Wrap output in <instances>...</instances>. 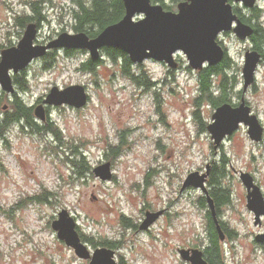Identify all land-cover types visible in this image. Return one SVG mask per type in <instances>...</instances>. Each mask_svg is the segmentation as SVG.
<instances>
[{"label":"rangeland","instance_id":"374dc122","mask_svg":"<svg viewBox=\"0 0 264 264\" xmlns=\"http://www.w3.org/2000/svg\"><path fill=\"white\" fill-rule=\"evenodd\" d=\"M36 1L0 0V44L11 43L18 35H23L25 24L20 28L14 21L24 16L36 17L31 6L24 5ZM52 1L53 6L48 4L39 8L38 13L48 20L40 25L33 43L40 40L42 31L51 33L49 41L62 31L75 32L71 22L74 1ZM159 2L168 5L172 0L153 1ZM173 4L175 6L176 2ZM259 19L264 20V14H260ZM30 21L35 22L34 18ZM102 50V61L94 73L75 67L79 54L87 51L77 50L61 57L55 49L54 54L44 56L45 63L41 68L34 69V79L17 75L25 77L26 91L22 95L24 99L27 97L26 102L36 97L32 119L37 126L24 121L19 134L15 133L14 124L0 128V141H3L0 150V264H87V260L79 259L57 238L50 225L57 217L52 215L54 209L56 213L67 209L77 222V230L85 236L119 240V247L114 249L115 257L125 264H190L180 258L177 248L202 249V243L205 244L203 212L197 201L192 210L183 199L177 198V183L189 171L184 145L192 139L194 128L199 129L197 140L208 148L204 121L211 117L214 107L204 99L198 107L195 101L184 103V93L179 87L182 62L187 61L184 55L180 56V66L172 70L163 90L153 94L154 84L145 87L123 76L118 60L111 59L112 68L108 69ZM144 68L149 70L147 64ZM258 70L255 76L257 88L244 96L252 112L264 123V69L259 67ZM17 76H13L16 92L19 90L15 84ZM87 76L92 82L86 86ZM52 78L58 88L62 82L63 86L83 84L89 94L86 105L74 108L64 104H44L45 119H38L34 107L43 104L50 89L47 81ZM12 94L0 92V112L4 113V119L12 110ZM229 98L231 101L236 99L230 91ZM189 108L192 109L190 112ZM196 108H199L202 123L194 119ZM53 109L58 118L52 123L60 130L61 140L41 128L53 121ZM156 115H159L158 124L152 118ZM130 121H135L134 128L128 127ZM160 127L163 128L162 135L153 142L151 134ZM242 129L247 128L240 126L224 142L223 148H212L214 153L222 154L223 183L229 182V201L222 205L219 217L229 229L237 232L235 239L222 245L223 260L224 264H264V244L252 241L257 233L264 232V217L260 225L254 223V212L246 206L247 192L239 176L240 172L249 173L264 196V140L255 142L248 135L243 136ZM49 134L52 142H47ZM114 139L119 140L122 152L106 158L105 151ZM70 150L83 152L90 169L110 161L112 178L100 180L92 171L78 175L70 168L68 160L76 157ZM205 166L202 165L199 171L204 172ZM191 167L195 168V165ZM161 170L170 173L167 192L157 183ZM137 177H142V181ZM189 188L193 187L184 191ZM40 193L44 194L43 200L30 199ZM142 201L144 207L137 211ZM159 209H164V215L148 230H139L145 211ZM245 230L247 235L243 234ZM116 233L120 234V239L112 238ZM88 246L93 249L92 245Z\"/></svg>","mask_w":264,"mask_h":264},{"label":"water","instance_id":"95a60500","mask_svg":"<svg viewBox=\"0 0 264 264\" xmlns=\"http://www.w3.org/2000/svg\"><path fill=\"white\" fill-rule=\"evenodd\" d=\"M125 13L123 17L118 20L117 22H114L112 24H109L105 26L100 32H98L95 36H89L84 31H77L78 35L77 37H69L67 34H71L73 32H66L62 31L59 34H63L60 37V41L58 43H65L69 45L66 50H85L88 52V47H84L83 49L80 48L79 44L83 43L86 39H92L97 36H102L99 41L96 43H100L105 41L107 39V42L116 46L113 48H122L126 51H129L132 53L133 59H139L144 53L143 49L144 47H150L152 48V54L153 56L157 58H167L168 53L171 49L181 46L184 47L188 53L190 58L193 60V64H197L198 59L203 56H209L210 58H216L218 56V53L214 49L213 46L210 44L209 39V33L214 31L215 28L220 26H227V20L225 18L224 12L220 9L219 5L215 3V0H196V3L192 6L190 9H186L183 5H181V15L179 17H163L160 15V13H172L175 14L176 12L166 10L160 3H153L151 1V7L152 8H158L160 12L158 13V10H148L149 15L144 11H134L138 10V8L143 7V0H131L130 4L126 2V0H122ZM246 7H251L249 5H246ZM137 15H141V17H136ZM147 19L146 21H142ZM236 21L237 26V19H233ZM230 21V27L232 21ZM140 22V24H139ZM139 24V25H138ZM240 25H243L242 28L239 29V32L241 35H244V38L250 37L254 29L252 26L248 24H244L241 21H239ZM117 25H120L116 28ZM135 25V26H131ZM36 25L34 23H29L24 33H26L25 39L21 42V51L17 52L16 50H9L6 51L5 56L6 59L9 61L10 65L15 67H22L23 64L26 62L27 58L30 55L37 54L42 52V49H32L28 47V41L30 38L31 43L33 46H36L37 44H34V38L36 36ZM23 33V34H24ZM56 37L52 38L55 39ZM50 41H48L45 44H41V47H45V51L47 52L48 49L46 45H48ZM106 47L111 46H102L97 45L95 47V52L97 53V56L95 58H90L92 61H98L101 59L100 50ZM181 51L183 55L185 56V59L187 60V54L183 51L181 48L174 49L169 55L172 61L173 69L178 67V62L176 61L175 54ZM252 56L245 55L244 59L246 64H248L251 68V75L252 79L247 83L246 88L254 81V71L256 66L258 65L260 61V53L257 50H253ZM130 59V58H129ZM146 59H152V57H145ZM132 62V60L130 59ZM217 63H213L212 65H215ZM194 70H198L196 68H192ZM12 69H8L10 72ZM0 79H3L5 83V89L4 91L8 93H14V85L12 76H9L8 78L6 75L3 74V71L0 70ZM57 87V86H56ZM66 87H71L70 89L66 90V94H60L59 98L55 99L56 103H59L60 100H65L68 103H61L59 105H68L74 108H81L88 102L89 94L87 92L86 87L83 84H71ZM58 88V87H57ZM245 88V89H246ZM50 89L48 93L45 95V97L42 100L43 104H39L34 107V115L41 120L45 119V105H55L59 106L57 104H52L47 102V96L49 95ZM58 94L56 93L55 89H53L52 94L49 96V101H52ZM242 103L244 106L248 109V115L255 116V124L259 126L261 129V132L259 136L257 135V129L252 124H246L244 120H238L236 122V126L231 129V131H225L222 135H220L219 140H216L214 137L212 138L213 148L217 149L219 144L221 143V140L227 136L231 135L238 127L240 123H243L248 127V129H251V131L248 132V136L250 139L254 141H260L262 134H263V126L261 125L258 117L256 114L251 113V108L245 103L244 99L242 100ZM225 104H230L228 102H224L217 106L214 110V112L218 109V119L222 118L223 122L225 124L229 123L232 119V116L234 114L229 113L227 111V108H222ZM37 107L43 109L41 112L40 109H37ZM37 109V111H36ZM213 112V113H214ZM212 113V115H213ZM211 115V116H212ZM210 166L206 164L205 171L204 172H197V175H202V178L197 181L193 176L189 177V180L191 181L188 185H181V189H185L188 187H199L202 192L205 193V196L207 198L208 202V209L213 217L214 224L216 227V231L219 235V238L222 240L224 239V234L222 232L220 223L216 216V210L214 207V203L212 198L208 194V189L206 186V179L209 175ZM93 175L95 177H98L100 180H110L112 178V170H111V164L110 161H104L96 166H94L91 169ZM240 179L243 182L246 192H247V208L254 212V218H255V224L260 223L261 216H264V200H262V192L260 191V188L257 184L253 182L252 176H250L247 172H240ZM186 178V177H185ZM184 178V179H185ZM193 179V181H192ZM249 193H252L253 195L251 198L249 197ZM164 212V209H159L156 211H149L146 210L144 213V217L140 221L138 225L139 230H148V228L162 215ZM59 214H61V221L57 223L56 221L59 219ZM51 228L55 231V234L57 238L60 241H63V243L71 248L74 252V254L79 258L83 260H87V264H89V258L94 256L96 254V258L94 259L93 264H103V258H107L110 256L111 253V260L112 264H120L119 261L115 257V250L113 248L107 247V246H97L93 249L88 246V244L84 241H82L80 234L77 230V222L73 215H71L67 209H61L57 213V217L54 218L51 223ZM73 225V232H75V242L70 243L69 240L71 237H73V234L71 232ZM257 241H263L264 235H258L255 238ZM77 245H79V248L82 249L84 252L87 253V255H82L80 251L77 250ZM103 250V251H99ZM98 251V252H97ZM97 252V253H96ZM177 252L180 255V258L183 261H186L190 264H208L207 260L203 256V250L198 247H183L177 248ZM194 253V255H193Z\"/></svg>","mask_w":264,"mask_h":264},{"label":"clouds","instance_id":"9594fccd","mask_svg":"<svg viewBox=\"0 0 264 264\" xmlns=\"http://www.w3.org/2000/svg\"><path fill=\"white\" fill-rule=\"evenodd\" d=\"M126 2L130 4L131 0H126ZM194 3H196V0H176L177 11L175 14L160 13V15L163 17H168V16L179 17L181 15V5H183L186 9H190L194 5ZM215 3L219 5L220 9L224 12L225 18L227 20V26L217 27L215 28L214 31L209 33L210 44L211 46L214 47V49L218 53V56L214 59L210 58L209 56H203L198 59L197 64H193V60L190 58L188 51L181 46H177L171 49L168 53L167 58H157L153 56L152 48L144 47L143 49L144 54L139 59H133L131 52L119 48L121 57L126 55L132 60V63L129 66V71L131 75L137 78L147 79L149 83L155 85V87L152 89L153 94L163 90L164 84L168 82L169 76L172 73L173 65L169 54L176 48L183 49V51L187 54L188 57L187 61L182 62V66L179 73V87L184 93L182 97L184 103H187L189 100L195 101L201 95L200 71H190V69L196 68L198 70H207L210 67V65H212L214 62L217 64L221 63L225 55H227L228 57L227 62L223 64V67L220 70L221 74L219 79L221 81H227L229 83L230 95L235 96L236 99L231 101L230 104H225L220 109H223L226 106L227 111L234 115L232 116L231 121L225 124L222 118L218 119V109H217L210 118L204 121V127L207 129V132L205 134V139L208 141L207 149H205L201 145V143L197 140V137L199 135L198 128L193 129L192 139L184 145V147L187 148V152L185 153V160L190 167H189V171L184 174L186 178L180 180L177 183V198L183 199L186 202L187 207L192 210H195L196 207L194 202L204 197L205 193L202 192L199 187H195V186L193 188H189L187 191H184L181 189V185H188L191 182L189 180V177L193 176V174H195L193 178L199 181L202 178V175L198 176L197 172L199 171V168L204 164H207L209 166L215 164L218 167L222 165V154L214 153L212 151V138L214 137L216 140H219L220 135H222L223 132L225 131H231V129L236 126V122L238 120H244L246 124H252L253 126H255V128L257 129L256 136H259L261 132L259 126L255 124V116L248 115V109L242 103L243 94L247 86V83L252 79L251 68L248 64H246L244 57L245 55L252 56L253 52L251 50L252 49L251 41H246L244 35H241L239 32V29L242 28L243 25L239 24L238 17H244L248 19L250 22L257 24L260 27H264V20L259 19L260 14H264V0H215ZM246 5H249L251 7H246ZM148 10H158V13L160 12L158 8L151 7V0H143V7L138 8V10H134V11H144L149 15ZM254 12L256 16L255 20H253ZM233 19H237V26L230 27V21ZM146 20L147 19H144L141 20L140 22ZM71 22L73 25L76 24L75 19H72ZM118 26L120 25H117L116 28ZM131 26H135V25H131ZM229 32L231 33L230 35L228 34ZM218 33L220 34L219 36ZM50 35H51L50 32L42 31L40 33V40L37 42L36 46L32 45L31 43L32 38L29 39L28 47L32 49H42V52L30 55L22 67H15L10 65L9 61L6 59L5 53L6 51L9 50H16L17 52H20L21 42L25 39L26 33H24L23 35H18L15 40L11 41L12 44L11 47L0 49V70L3 71V74L6 75L7 78L9 76L25 75L27 76L28 79H34L36 75L34 69L41 68L43 66V64L45 63L44 60L45 55H52L54 54V50L58 49L59 55L63 57L65 55L66 48L69 46L65 43H58V41H60V37L63 34H58L55 39L50 40V43L46 45L48 49L47 52L45 51V47L40 46L45 41H49ZM67 36L77 37L81 35H78L77 33L73 32L71 34H67ZM102 36H97L95 38L87 39V40L85 39L83 43L79 44L81 49H83L84 47H88V52L87 53L81 52L79 54V59L75 65L76 68H80V66L86 64L90 58H95L97 56V53L94 50L97 45L116 47L108 43L107 39H105V41L103 42L96 43L97 41L100 40ZM145 57H152L153 60L151 61L145 60ZM103 60L105 66L108 69H111L112 60L110 57H108L107 53L104 54ZM145 64L148 65L149 70L147 71L144 68ZM121 66H123L122 63ZM8 69H12V71L9 72ZM91 82H92V78L90 76L85 77L84 83L86 86ZM47 83L50 86V92L49 95L47 96L48 103L57 104V105L61 103H68L65 100H60L59 103H56L55 99L59 98L60 94H66V90L70 89L71 87L63 86V82H62L61 87L57 88L55 86L56 84L55 78L48 80ZM237 84L239 86H236ZM4 89H5V83L3 79H0V92H3ZM53 89H55L58 95L52 101H49V96L50 94H52ZM141 91H143V89H141ZM224 94H225V89L220 86V83H217L215 86L209 89V100L210 102L212 100H218ZM25 99H27V97H25ZM36 103H37L36 97L33 96L29 100L26 106L29 109H31L33 105H35ZM37 109H40L41 112L43 111V109L39 107H37ZM188 110L190 112L192 109L189 108ZM57 118H58L57 112L55 111V109H53L51 113V119L53 120V122H55ZM152 118L154 122H156L157 124L159 123V115H156ZM3 120H4V113L0 112V123H2ZM37 123L40 122L38 121ZM189 123H191L190 119H189ZM23 124H24L23 119H20L14 123L13 128L15 133L17 134L20 133L21 126ZM128 127L134 128L135 121H130ZM241 131H242V135L246 137L248 132L251 131V129H242ZM162 132H163V128L160 127L151 134L153 142L162 135ZM129 139H131V137ZM52 140L53 138L51 134H49V136L47 137V142H52ZM113 143L118 144L119 140L114 139ZM2 148H3V141H0V150H2ZM192 165H195V168H192L191 167ZM145 171H147V169H145ZM169 176L170 173L168 171L161 170L159 172V180L157 181V183L159 188L164 192L168 191ZM137 179L142 181V177H137ZM218 187L222 189L227 188L229 187V182L220 183ZM252 195H253L252 193H249L250 198ZM261 198L262 200H264V196H262ZM143 207H144V202L142 201L137 206V211ZM165 207H167V205H165ZM172 211H180V209H172ZM52 215L53 216L57 215L55 209L52 211ZM60 221H61V214H59V219L56 222L59 223ZM71 232L73 234V237H71L69 242L74 243L75 232H73V225ZM243 234L247 235L248 233L245 230ZM112 238L120 239V234L116 233L112 236ZM249 243H251V241H249ZM77 250L80 251L82 255H87L86 252H84L82 249L79 248V245H77ZM99 251H103V250H99ZM95 258H96V254L90 257L89 264H93ZM103 264H112L111 253L110 256H108L107 258H103Z\"/></svg>","mask_w":264,"mask_h":264},{"label":"trees","instance_id":"16d2710c","mask_svg":"<svg viewBox=\"0 0 264 264\" xmlns=\"http://www.w3.org/2000/svg\"><path fill=\"white\" fill-rule=\"evenodd\" d=\"M46 1L47 3L50 2V0H46ZM73 1L75 7L72 9L71 16L72 19H75L76 24L75 25L72 24V28L74 29L75 32L84 31L91 37L95 36L105 26L120 20L125 13L122 0H73ZM153 1L155 0H152V2ZM172 1L175 2L176 0H172ZM159 3L162 4V6L167 10L171 9L172 7V2L171 4L168 5H166L164 2H159ZM31 7L34 10V12L39 11L37 3H33ZM33 18L34 17L31 16V19ZM258 40H256V42H258ZM260 40H261V45L264 48V37L262 36ZM75 51L77 50H66L67 55L74 54ZM81 51H85V50H81ZM102 51L104 54L107 53L108 57H110L113 61L118 60L120 62V71L123 76L131 78L138 85L148 87L151 84L148 82L147 79L137 78L131 75L129 71V66L132 62L130 61L129 57L126 55L121 57V53L118 48L106 47L103 48ZM100 61L102 60L100 59L98 61H92L91 59H89V61L86 64L80 66V70L87 73H94ZM226 62L227 60L224 57L221 63L210 65V67L207 70H195V71H200V81H201V95L195 100V105L197 107L200 105L202 99L210 102L209 89L215 86L217 83H220V86L225 89V94L218 100H212L210 103L213 106H217L222 102L229 101L228 99L229 83L227 81H221L219 79L221 74L220 70L223 67V64ZM121 63L123 66H121ZM17 77L18 78L15 80V84L19 86V90L17 92L15 91L12 94V100H11L12 110L5 114L6 118L3 120L2 123H0V128L8 126L10 124H14L16 121L20 119H23L25 122L31 125L37 126L34 119H32L33 107L29 109L26 106L27 102L22 95V93L26 91L25 77L24 76L23 77L17 76ZM199 112H200L199 108H196L195 111H193V116L196 121L202 123ZM52 122L53 121H50L47 126L44 125L41 128L45 129V131L47 130L46 133L50 132L52 136L56 137L58 140H61L62 139L61 132L56 126H54V123ZM59 135H61V137H58ZM119 136H120V142H122V134H120ZM70 152L72 156L76 154L75 158L72 157H70V159L68 158L69 159L68 161L70 163V168L75 173H77L78 175H82L83 173L86 174L87 172H91V169L89 168V164L85 161L83 152L79 150H70ZM121 152L122 150L120 149L119 144L109 143L105 151L106 158H113L115 156L120 155ZM224 175L225 173L223 169V163L219 167L214 164L211 174L209 176L208 185L214 187V185H216L219 181L222 182ZM209 194L214 199L215 203L218 205L225 204L229 201V193L227 188L222 189L217 187L213 191H210ZM43 195L44 194L40 193L36 196H32L30 199L41 201L44 199ZM198 204L202 206V198L198 200ZM122 218L125 220L128 219L127 217L125 218V216H123ZM209 224L211 227V230L209 231L208 234L209 244L203 248L204 257L207 260L208 264H224L222 247L219 244V238L214 229L213 222L210 216H209ZM79 234L82 241L86 242L89 245H92L93 247L107 246L113 249L119 247V243H120L119 240H111L102 237L93 238V236L92 237L85 236L80 232ZM119 263L125 264L122 260H120Z\"/></svg>","mask_w":264,"mask_h":264},{"label":"flooded vegetation","instance_id":"af4514ba","mask_svg":"<svg viewBox=\"0 0 264 264\" xmlns=\"http://www.w3.org/2000/svg\"><path fill=\"white\" fill-rule=\"evenodd\" d=\"M39 3L38 4V8H40L41 6H46V5H48V4H51L52 6L54 5L53 4V1L52 0H50V2H48L47 3V1L46 0H37L36 2H34V3ZM176 2V1H175ZM175 2H173L172 1V8H174V10H171V9H168V10H170V11H174V12H176L177 11V5L175 4V6H174V4L173 3H175ZM32 4H33V2H32ZM32 4H24V5H26V6H32ZM31 9H32V7H31ZM32 11L34 12V10L32 9ZM34 14L36 15V17L35 16H33L34 17V21L35 22H32V21H30L31 20V16H24V17H19L18 18V20H16V21H14V25L15 26H19L20 28H22V26L24 25V27H26L29 23H34L35 25H36V29H37V32H36V35H37V33H38V31H39V27H40V25L42 24V22H44L45 20H48V19H46V17L45 16H43L42 14H39L38 12H34ZM17 17V16H16ZM37 18V19H36ZM238 19H239V21H241L242 23H244V24H248V25H250V26H252L253 27V29H254V32H253V34L250 36V37H247L245 40L246 41H251V43H252V49L253 50H257L259 53H260V61H259V63H258V65L256 66V68H255V71H254V81L245 89V91H244V94L246 93V92H248L249 90L250 91H253V90H255L256 88H257V78L255 77L256 75H257V73H258V69H259V67H261V68H263L264 69V48L262 47V45H261V37L263 36L264 37V29L262 28V27H260L259 25H257V24H255V23H253V22H250L248 19H246V18H244V17H238ZM256 19V16H255V12H254V16H253V20H255ZM235 25H236V21L235 20H233L232 21V23H231V27H235ZM20 30V29H19ZM16 33H18L17 31H16ZM229 35L231 34L230 32L228 33ZM11 35V33L9 32L8 33V36H10ZM220 34L218 33V36H219ZM36 37V36H35ZM35 39V38H34ZM259 39V40H258ZM256 40H258V42H256ZM34 44H37V43H34ZM12 46V44L10 43V42H4V43H1L0 44V49H5L6 47H11ZM251 49V50H252ZM262 51V52H261ZM65 53L67 54V52H66V50H65ZM183 54H182V52L181 51H178L176 54H175V58H176V61L178 62V67L177 68H179V64L181 63V59H180V56H182ZM225 58H226V60H228V57H227V55H225ZM177 68H175V69H177ZM174 70V69H173ZM10 71H12V70H10ZM23 71V70H22ZM12 80H13V76H12ZM236 86H239L238 84L236 85ZM244 94H243V99H244V101H245V103L247 104L248 102L246 101V98H245V96H244ZM229 99V101H225V102H228V103H230L231 102V100H230V98H228ZM222 103H224V102H222ZM222 103H220V104H222ZM219 104V105H220ZM212 105V104H211ZM219 105H217V106H219ZM248 105V104H247ZM48 106H50V105H48ZM213 106V105H212ZM217 106H213L214 107V110H215V108L217 107ZM249 106V105H248ZM250 107V106H249ZM251 108V107H250ZM45 112H46V110H45ZM214 112V111H213ZM212 112V113H213ZM251 113H253L252 112V110H251ZM255 114V113H254ZM212 115V114H211ZM257 116V115H256ZM258 117V116H257ZM258 119H259V121H260V123H261V125L263 126V134H262V137H261V139H260V141H263L264 140V123H262V121H261V119L258 117ZM240 126H246V125H244L243 123H240L239 124V127ZM239 127L237 128V129H239ZM246 128L248 129V127L246 126ZM236 129V130H237ZM235 130V131H236ZM234 133V132H233ZM232 133V134H233ZM231 134V135H232ZM231 135H227V136H225L222 140H221V143L219 144V146L217 147V149H220V148H223V145H224V142L226 141V140H228L229 139V137H231ZM248 135V134H247ZM249 137V136H248ZM250 138V137H249ZM252 140V139H251ZM255 142H259V141H255ZM212 148H213V143H212ZM214 149V148H213ZM217 149H214V150H217ZM214 165V164H213ZM213 165H211L210 166V170H209V175L207 176V179H206V186H207V189H208V194H209V192L210 191H213L215 188H217L218 187V185L220 184V183H222L223 182V180H222V182L221 181H219L216 185H214V187L212 186H209L208 185V180H209V176H210V174H211V171H212V168H213ZM205 171V170H204ZM186 189V188H185ZM185 189H183V190H185ZM209 189H211V190H209ZM209 196L211 197V195L209 194ZM212 198V197H211ZM212 200H213V203H214V207H215V210H216V216H217V219H218V221H219V223H220V226H221V229H222V232H223V234H224V239H220L219 238V235H218V233H217V231H216V227H215V224H214V220H213V217H212V215H211V213H210V211H209V209H208V202H207V198H206V196L204 195V197H202V206L201 205H199V207L201 208V211L203 212V214H202V218H203V222H204V229H205V233H206V241L204 240V242H205V244H203L202 243V250H203V248L206 246V245H208L209 244V240H208V234H209V231L211 230V227H210V224H209V216H210V218H211V220H212V222H213V226H214V229H215V231H216V233H217V235H218V238H219V244L221 245V247H222V245H225V244H227V242L228 241H230V240H233V239H235L236 238V235H237V232H236V230H234V229H229L228 228V226H227V224H226V222L221 218V217H219V214L221 213V209H222V205H225V204H227V203H225V204H220V205H218V204H216L215 203V201H214V199L212 198ZM197 203H198V201H197ZM162 215H164V212H163V214ZM162 215H160V216H162ZM262 217H264V216H261V218H260V223L259 224H257V225H260L261 224V219H262ZM159 218V217H158ZM157 220V219H156ZM261 234H263L264 235V232H259V233H257L254 237H253V242H255L256 244H264V240L263 241H257L255 238H256V236H258V235H261ZM200 240H201V242H202V238H200ZM257 242H259V243H257ZM93 248H95V247H93ZM203 256H204V251H203ZM205 258V257H204Z\"/></svg>","mask_w":264,"mask_h":264}]
</instances>
